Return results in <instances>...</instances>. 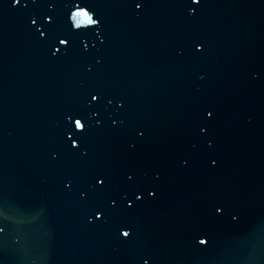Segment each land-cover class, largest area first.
I'll return each mask as SVG.
<instances>
[{
	"label": "water",
	"instance_id": "95a60500",
	"mask_svg": "<svg viewBox=\"0 0 264 264\" xmlns=\"http://www.w3.org/2000/svg\"><path fill=\"white\" fill-rule=\"evenodd\" d=\"M232 1L0 0V264H255L264 0Z\"/></svg>",
	"mask_w": 264,
	"mask_h": 264
},
{
	"label": "snow or ice",
	"instance_id": "6c2138e0",
	"mask_svg": "<svg viewBox=\"0 0 264 264\" xmlns=\"http://www.w3.org/2000/svg\"><path fill=\"white\" fill-rule=\"evenodd\" d=\"M14 3L15 4H20L21 3V0H14ZM132 3L134 4L135 9L139 10V9H142L143 4H144V0H132ZM189 3H190V6H191L190 7V14L191 15H195L196 12H197V10H198V7L202 3V0H189ZM25 7H27V4H25ZM47 22L48 23H51L52 22V17L51 16L48 17ZM31 23L33 25H35L37 23L36 19H33L31 21ZM40 34L41 35H44L43 30L40 31ZM60 43L66 44L67 41L66 40H60ZM85 47H86V45H85ZM195 49H196L197 52H203L204 51V46H203V44H200L199 47H196L195 46ZM57 51H59V49H57ZM97 99H100V97L97 94L91 95V100H97ZM120 107L123 108L124 105L121 104ZM206 116H207V118L212 119L213 116H214L213 111H206ZM75 123H76V126L77 127H80L81 129H83V125L81 124L80 120H76ZM202 130L204 132H207V128H204ZM139 136L143 137L144 136V132L143 131H140L139 132ZM70 142L73 144V147H76V145L71 140H70ZM208 146L209 147L212 146L211 142H209V145ZM132 147H135V145H132ZM184 163H185V165H187L188 162L187 161H184ZM216 163H217L216 161H212L213 166H215ZM155 178L157 180H159V176H156ZM126 179H127V181L132 182L134 180V177L131 174H126ZM97 183L103 185L105 183V180L103 178L97 177ZM68 186L71 187V185H68ZM149 194L152 197H155L157 195L156 191H153V190H149ZM133 196H134L135 201H141V200L144 199V196L142 194H140L138 191L135 192V193H133ZM125 204H126V206L128 208H131L132 207V204H133V201H129L126 198L125 199ZM215 214L216 215H223L224 214V207L223 206H216L215 207ZM95 219L96 220H99L100 217L99 216H95ZM236 219H238V217L237 216H233V220H236ZM0 231H3V229L0 228ZM119 234H120L121 237H129L130 236V234H129L128 231H123V232H120ZM199 243L202 244V245H207L208 244V241L206 239H200ZM144 264H148V261L145 260L144 261Z\"/></svg>",
	"mask_w": 264,
	"mask_h": 264
}]
</instances>
